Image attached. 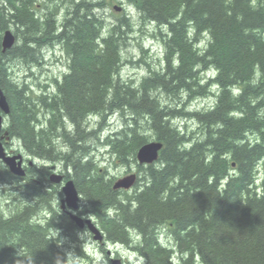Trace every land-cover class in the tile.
I'll list each match as a JSON object with an SVG mask.
<instances>
[{
	"label": "trees",
	"instance_id": "16d2710c",
	"mask_svg": "<svg viewBox=\"0 0 264 264\" xmlns=\"http://www.w3.org/2000/svg\"><path fill=\"white\" fill-rule=\"evenodd\" d=\"M37 3L0 0V90L11 108L4 132L9 148L47 165L17 177L0 162V199L10 201H0V264L66 262L62 236L78 243L81 229L52 203L62 192L44 189L53 167L75 182L79 213L93 217L103 244L145 264H264V0ZM112 3L125 8L109 24L101 11ZM134 14L161 46L154 68L140 46L148 73L127 81ZM11 28L17 42L4 52ZM56 45L68 71L38 94L13 63L32 68ZM205 99L213 102L193 107ZM113 114L126 120L106 134ZM179 118L189 120L185 129ZM90 140L116 164L137 165L135 187L114 189ZM153 141L163 143L159 159L140 164L138 151Z\"/></svg>",
	"mask_w": 264,
	"mask_h": 264
},
{
	"label": "rangeland",
	"instance_id": "374dc122",
	"mask_svg": "<svg viewBox=\"0 0 264 264\" xmlns=\"http://www.w3.org/2000/svg\"><path fill=\"white\" fill-rule=\"evenodd\" d=\"M124 0H121L123 3ZM37 4L42 6V3L44 0H37ZM52 4H55L52 2ZM116 6V7H115ZM120 6V7H118ZM115 8H121L120 11H117ZM125 8L124 4L119 3H112L108 4V7L105 10H102V15L106 18L107 23H112L116 17V15L122 14L123 9ZM134 19L136 23L135 27V34L132 40L129 41L127 48L123 51V57L125 59L123 69H122V78L124 80L130 81V80H136L138 81L142 76H145L148 73V67L145 66L143 62H140L142 59V51L141 47H143L145 50L148 51V54L145 56V60L151 65L152 68L156 64H158L159 59V53L157 51L158 46H161L160 43L153 38L154 32L152 31L151 26H142L140 24L139 18L137 14H134ZM12 32H14L13 28H11ZM141 46V47H140ZM47 47H44L39 53H38V59H40L38 62H40L39 65H35L31 67L28 64H31L32 62L29 60L27 63V66L25 63H21L19 61H14L13 63V70L12 72L15 74V77L21 81H26L27 85L29 87H34L35 91L39 94L42 90V87L48 86V88L51 87V85L54 88L53 79L54 78H62V76L67 73L68 71V60L66 55L62 52V49L60 48H50L45 49ZM45 49V50H44ZM44 50V51H43ZM43 52V59L39 57L40 53ZM25 62V61H24ZM213 102L210 99L200 100L198 102L193 103L194 108H202L207 103ZM126 119L123 117H119V115H115L112 120H107L104 129H106V134L108 133L110 129H118L121 127V125H124V121ZM189 122V120H186V118H179L175 122V124L178 127H181L182 129H185L186 124ZM191 126V125H190ZM188 126V128L190 127ZM123 127V126H122ZM102 134V133H101ZM7 144V149L10 147L9 141L4 138L3 140ZM88 145L93 147V155L95 159L97 160V164L104 160V163H100L101 167L103 169H107L108 176H111V178H115V181L123 179L124 177H127L132 174H140L138 171V167L136 164H132L131 166L123 167L120 164H116L113 161L112 156L109 155L108 150L102 147L99 144V140H90ZM13 148H9V153H16L18 148H14L15 146H12ZM24 155V154H23ZM25 167L27 165H35V164H42L43 161L40 160H32L30 158H27L25 155ZM29 161V164H28ZM43 165V164H42ZM43 166H47L44 164ZM61 170L60 167L57 168V170ZM58 170V171H59ZM141 176V174H140ZM138 177V180L140 178ZM52 177V173L49 177V182H44V189L47 191L48 189L52 188V181L50 180ZM68 180V179H66ZM55 184V183H53ZM142 183L140 182V185ZM58 186L60 191L62 192V184H55ZM6 196V194H5ZM5 196H3L0 201L2 204H6L10 202L9 200H5ZM7 198V197H6ZM64 199V194L62 193V197L58 200H53V206L57 209V206L59 205V208L61 210V201ZM44 212V211H43ZM161 230V229H160ZM83 234V235H82ZM82 235V236H81ZM161 240L163 243H170V237L169 235H166L165 231L162 230L160 234ZM62 246L65 247V250L67 254H73L75 256L82 258V264H145L144 260L141 259L136 253L131 252L126 247L121 245H114V244H107L103 242H97L93 239V235L87 231V229L80 230L79 235V241L77 244H74L71 242L70 239L66 238V236H62L61 239ZM81 250V251H80ZM70 258V257H69Z\"/></svg>",
	"mask_w": 264,
	"mask_h": 264
},
{
	"label": "water",
	"instance_id": "95a60500",
	"mask_svg": "<svg viewBox=\"0 0 264 264\" xmlns=\"http://www.w3.org/2000/svg\"><path fill=\"white\" fill-rule=\"evenodd\" d=\"M117 10H120L119 8H116ZM15 42V38L13 37L12 32H7L5 36V42L3 43V46L5 49L11 48ZM0 108L2 109L0 111V160H3L6 162V164L9 166V170L11 173L17 176H24L25 171L23 168V156L21 154H15V155H9L7 154V150L4 147L3 140L6 138L9 140L8 132L5 131L3 133V129L5 126V115L10 113V107L7 103V99L4 96L3 93H0ZM6 113V114H5ZM163 148V143L161 142H151L143 147L140 148L137 154V159L140 164H152L156 162L159 159L160 151ZM64 179V176L62 174L53 173L51 177V181L54 183H60ZM136 176L131 175L123 179L122 181L118 182L114 187L117 189H129L133 186L135 183ZM63 191L65 193V200L64 203H67L68 207L72 209L73 212H68L76 221L77 225L79 227H83L80 220L77 216L73 215L74 212H76L80 207V195L77 192V188L72 180H69L65 186L63 187ZM75 210V211H74ZM75 221V222H76ZM92 228V229H91ZM91 231L95 233V239L102 240L103 236L99 230L93 227H91ZM114 264H119L114 263Z\"/></svg>",
	"mask_w": 264,
	"mask_h": 264
},
{
	"label": "bare ground",
	"instance_id": "6f19581e",
	"mask_svg": "<svg viewBox=\"0 0 264 264\" xmlns=\"http://www.w3.org/2000/svg\"><path fill=\"white\" fill-rule=\"evenodd\" d=\"M158 29V28H157ZM12 32V30L11 29H8L5 33H4V35H3V39H2V46H3V43L5 42V36H6V34H7V32ZM12 34H13V37L15 38V42H14V44H13V46L12 47H14L15 46V44H16V42H17V37H15V34H14V32H12ZM11 47V48H12ZM11 48H7V49H5L4 48V46H3V51L5 52L6 50H8V49H11ZM53 49H55V48H60V47H58L57 45L55 46V47H52ZM61 49V48H60ZM42 55H43V52H42ZM44 56V55H43ZM0 93H3V91L2 90H0ZM4 94V93H3ZM4 96H5V94H4ZM6 97V96H5ZM7 99V98H6ZM7 103H8V101H7ZM8 105H9V103H8ZM9 107H10V105H9ZM10 110H11V108H10ZM0 111L1 112H3L2 111V109L0 108ZM4 113V112H3ZM6 114V113H5ZM9 116V113L8 114H6L5 115V119L7 118ZM3 133H4V129H3ZM3 143H4V147L6 148V150H7V144H6V142H4L3 141ZM7 154H9V155H15L16 153H9L8 151H7ZM19 154H21L22 156H23V168H24V171H25V175L24 176H17V175H15V176H17V177H25L26 176V167H25V157H24V155L22 154V153H19ZM0 162L2 163V164H4L5 166H6V168L9 170V166L6 164V162H4L3 160H0ZM28 166V165H27ZM10 171V170H9ZM10 173H11V171H10ZM13 174V173H12ZM14 175V174H13ZM132 175H135L136 176V180H135V183L133 184V186L131 187V188H129V189H132L133 187H135V185L138 183V175L137 174H132ZM129 176H131V175H129ZM128 177V176H127ZM126 177H124L123 179H125ZM123 179H120V180H117V181H115L114 182V186L118 183V182H120V181H122ZM51 180V179H50ZM69 180H66V179H63L60 183H55V184H62V193L64 194V199L61 201V211H62V213H67V212H73L72 211V209L71 208H69L68 207V205H67V203H64L63 201L65 200V198H66V196H65V193H64V191H63V187L65 186V184L68 182ZM73 181V180H72ZM74 182V181H73ZM54 183V182H53ZM74 184H75V182H74ZM75 186H76V184H75ZM76 188H77V186H76ZM114 189L116 190L117 188H115L114 187ZM77 192H78V194L80 195V192H79V190H78V188H77ZM80 209H81V206H80V208L76 211V212H74L73 213V215H75V216H77L78 217V219L80 220V222H81V224H82V226L83 227H79L78 225V227L81 229V230H84V229H87L92 235H93V239L95 240V241H97V242H104V236H103V232H102V230L99 228V226L96 224V222H95V220L93 219V217H85V216H82V215H80ZM75 211V210H74ZM68 214V216L75 222L76 220L69 214V213H67ZM76 224H78L77 223V221L75 222ZM91 227H93V228H95L96 227V229L97 230H99L100 232H101V234H102V236H103V238H102V240H98V239H95V233H93L92 231H91ZM91 228V229H90Z\"/></svg>",
	"mask_w": 264,
	"mask_h": 264
},
{
	"label": "clouds",
	"instance_id": "9594fccd",
	"mask_svg": "<svg viewBox=\"0 0 264 264\" xmlns=\"http://www.w3.org/2000/svg\"><path fill=\"white\" fill-rule=\"evenodd\" d=\"M56 264H82V258L78 257V256H75L73 254H69L66 262L57 259Z\"/></svg>",
	"mask_w": 264,
	"mask_h": 264
},
{
	"label": "flooded vegetation",
	"instance_id": "af4514ba",
	"mask_svg": "<svg viewBox=\"0 0 264 264\" xmlns=\"http://www.w3.org/2000/svg\"><path fill=\"white\" fill-rule=\"evenodd\" d=\"M86 229H84V231H85ZM88 231V230H87Z\"/></svg>",
	"mask_w": 264,
	"mask_h": 264
}]
</instances>
